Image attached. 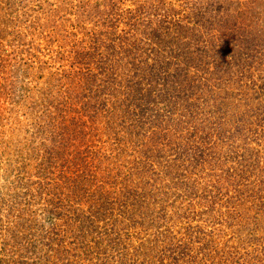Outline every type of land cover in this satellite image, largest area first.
<instances>
[{
  "label": "rangeland",
  "instance_id": "obj_1",
  "mask_svg": "<svg viewBox=\"0 0 264 264\" xmlns=\"http://www.w3.org/2000/svg\"><path fill=\"white\" fill-rule=\"evenodd\" d=\"M193 1L162 49L133 15L178 0H0V264H264V0Z\"/></svg>",
  "mask_w": 264,
  "mask_h": 264
},
{
  "label": "trees",
  "instance_id": "obj_2",
  "mask_svg": "<svg viewBox=\"0 0 264 264\" xmlns=\"http://www.w3.org/2000/svg\"><path fill=\"white\" fill-rule=\"evenodd\" d=\"M180 3L178 6L181 7V10L179 12L177 10H173L170 6L168 9L166 8H161V4H152L150 2L147 3H142L140 4L139 8L136 10L135 14L140 17L136 18V22L141 26L142 30L141 32L144 33V42H150L152 41L153 35L155 38L158 40V44L162 47V49L166 48L167 46L165 43L161 41H165L166 43L171 44L174 39L180 38L182 35L189 34V30H193L194 28H201V26H206V30H209V28L214 25L210 18L208 16H205V12L203 11V5L200 3H197V1L189 2V0H178ZM191 4V8H188L187 5ZM186 6V7H185ZM189 6V7H190ZM172 9V10H171ZM192 20V25L190 26L189 21ZM196 24V25H195ZM135 26V25H133ZM138 27V26H137ZM150 28L147 30V28ZM139 28V27H138ZM145 31V32H144ZM118 37V36H116ZM232 41V40H231ZM240 43H241V36L237 38V42H233L232 46L236 45L237 50H239L238 54L240 57L244 60L243 54H247V52L240 51ZM128 48H133L136 49L137 46H131L124 48V51H129ZM155 50L159 51L160 48H156ZM158 54L156 51L154 52ZM162 53V52H161ZM237 54V55H238ZM99 57L98 60L100 61V70L103 73H107L108 77L102 78V85L103 86H109L116 85L115 79H112L111 77L115 76L116 72V64L113 65L112 63H108L106 60H112L113 59V54L110 52L109 54H101L98 53ZM155 61H160V64H158L157 71L151 72V75H149L148 78L145 76V67H141L138 65H135V69L140 68V74L142 75L143 81L151 80L153 77L157 78L155 73H159L160 68L162 67V59L160 58L159 54L154 58ZM227 61H222L221 63H225ZM220 64V63H218ZM107 65V67H105ZM229 68V67H228ZM227 69V68H226ZM109 74H108V71ZM129 70V69H128ZM163 79V77L161 78ZM109 80V82H107ZM159 78L156 80V83L158 82ZM142 82V81H141ZM141 82L137 83L136 85L138 86V92L139 90L143 89ZM86 86H91L89 84H86ZM134 88V86H133ZM135 89V88H134ZM210 91L211 87L209 85L204 87V90ZM94 91L92 87H90V91ZM218 91V89L216 90ZM105 92V87L103 89L99 90L100 95ZM98 93V94H99ZM95 94V91H94ZM204 99L201 101L199 108H196V113L199 114V121L204 125L205 127H217L220 126L223 121V113L226 110V108L223 105V100L221 101H216L215 97H210V96H204ZM68 100V99H67ZM212 101V102H211ZM126 106L127 108H135V102L131 98L126 101ZM209 138L212 137V134L208 135ZM199 146V145H198ZM200 147V146H199ZM193 150V149H190ZM195 151V150H194Z\"/></svg>",
  "mask_w": 264,
  "mask_h": 264
}]
</instances>
